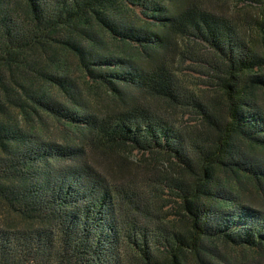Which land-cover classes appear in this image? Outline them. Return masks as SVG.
<instances>
[{
	"label": "trees",
	"instance_id": "16d2710c",
	"mask_svg": "<svg viewBox=\"0 0 264 264\" xmlns=\"http://www.w3.org/2000/svg\"><path fill=\"white\" fill-rule=\"evenodd\" d=\"M219 1L0 0V264L264 257V0H241L262 5L258 49ZM191 40L212 52L223 107L175 69L200 53ZM154 101L201 127H177ZM133 149L156 175L126 176ZM158 185L177 200L170 225L152 209Z\"/></svg>",
	"mask_w": 264,
	"mask_h": 264
},
{
	"label": "rangeland",
	"instance_id": "374dc122",
	"mask_svg": "<svg viewBox=\"0 0 264 264\" xmlns=\"http://www.w3.org/2000/svg\"><path fill=\"white\" fill-rule=\"evenodd\" d=\"M261 7V4L241 0H220L219 5L216 6V10L229 18L245 37L246 41L258 49L259 38L252 23L261 17ZM188 47L189 49H195L200 53H193V50H191L192 52L190 53L176 57L174 66L178 71L181 81L188 89L195 91L202 98H217L220 104L219 107H223L224 100L220 96L218 86L214 84V80L211 78L210 73H208L209 67L206 61L208 60L207 57L212 55V52L199 40L188 41ZM203 53H207L208 56L205 57ZM74 68L75 67L73 66V69ZM74 71L82 82L83 79L81 74L76 69H74ZM256 94L258 97V103L264 107V90H257ZM152 105L158 112L170 118L173 124L177 127L189 130V128H200L202 125L200 116L194 111H184L183 109L173 107L167 108L166 104L156 101L152 102ZM46 122V131H44V133H48L52 135V137L62 139L64 131H68L63 125L57 124L51 119H47ZM147 155L148 152L143 153L137 149H133L130 152H124L125 159L129 161V168L131 170V172L126 175L127 177L133 175H156L157 169L154 166L145 170V166L139 163V159ZM156 191L157 192L154 191L152 197L155 204V206H152V209L155 214L164 217V223L170 225L176 218V197L171 195L167 189L163 188L162 190V186L160 185L157 186ZM230 255L234 256L237 261L242 258V253L234 250H230ZM241 261H245L244 264H264V257H259L254 252H250L248 259L244 258Z\"/></svg>",
	"mask_w": 264,
	"mask_h": 264
}]
</instances>
